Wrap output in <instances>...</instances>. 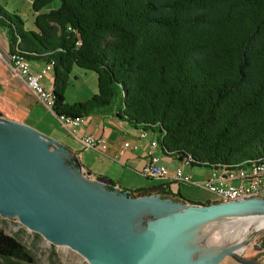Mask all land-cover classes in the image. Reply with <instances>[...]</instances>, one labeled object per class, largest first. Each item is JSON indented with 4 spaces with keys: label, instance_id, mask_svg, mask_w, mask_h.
<instances>
[{
    "label": "trees",
    "instance_id": "1",
    "mask_svg": "<svg viewBox=\"0 0 264 264\" xmlns=\"http://www.w3.org/2000/svg\"><path fill=\"white\" fill-rule=\"evenodd\" d=\"M32 12L34 31L1 13L0 29L8 55L54 63V117L114 108L190 169L264 160V0H32ZM72 66L96 74L97 93L70 106L58 80ZM128 193L169 194L159 184ZM0 264L35 263L0 229Z\"/></svg>",
    "mask_w": 264,
    "mask_h": 264
},
{
    "label": "rangeland",
    "instance_id": "2",
    "mask_svg": "<svg viewBox=\"0 0 264 264\" xmlns=\"http://www.w3.org/2000/svg\"><path fill=\"white\" fill-rule=\"evenodd\" d=\"M58 6L59 2L56 1L46 10L57 8ZM0 13L15 22L18 20L23 31H34L33 23L35 17L32 12V0H0ZM2 41L3 38L0 37V45L2 44ZM7 54V44L5 43V52L0 50V56L6 58ZM2 64V60L0 59V120H7L29 127L31 130L42 134L71 152L82 153L85 156L86 164L91 167V170L87 167V171L92 175H97L98 170L102 168V166L95 164L94 160L100 157L99 154L92 150H82L81 146L65 129L61 127L51 112L46 111L41 106H35L36 98L31 96V92L25 87V85ZM49 76L52 78L51 84H53V71L45 76V81L49 80ZM58 82L63 86L64 104L66 105L73 106L75 104H83L91 96L97 93L96 74L92 71L82 70L76 66L70 68L67 77L62 83L60 80H58ZM46 85H49V81ZM30 110H34V113L30 114ZM46 143L49 151L54 153L62 174L68 178V180H75L81 184L83 187L84 198L89 196L88 192L91 190L94 196H89V200L92 199L94 202L95 199L101 197L96 191L102 192V189H104L105 191H108V193L120 198L119 201L123 207H126L129 204H135L136 206V204L140 205V203L141 205L152 203L149 202L152 198H133L129 196L128 191H122L118 187H113L111 185L107 186L100 184L98 180L92 178L86 173V171L83 170L82 172L81 167L73 163L68 155L66 156L65 154H62L53 144L49 142ZM160 160L161 164L167 169L175 163L172 158L162 155L160 156ZM179 167H182L183 170L186 169V171H189L190 169L189 167L181 165ZM192 171L203 175L210 170L205 168H192ZM192 180L195 181L196 179L192 177ZM177 185H180L181 198L184 201L183 203L177 197H153L155 201L164 202V204L168 206L166 208L163 207V209H172V211H175L180 209L183 205H197L191 203H200L202 206H207L205 205L207 203H227L221 202L215 195L202 188L184 184ZM163 187L165 188L166 185ZM115 190H119L117 193H121L122 196L115 193ZM136 200H140V202ZM160 208L157 206H153L152 210L141 208L142 210L136 212L130 220L108 224L109 226L107 228L106 225L102 226L101 222L97 223L96 220H91V217L95 218V216L88 215L86 217L87 221L84 222L88 227V233L86 234L90 235V237L88 236L87 238L92 239V244L102 249V251L105 252H103L104 254L110 256L115 255L117 257H122L123 259L128 258V260L133 259L130 255H135L137 253H132L130 251L121 252L119 249L111 250V248L115 246L120 247L121 242L125 245L143 248L147 247L158 237L162 229L166 226L163 220L165 215L159 213ZM229 216L235 218V227L238 229V232H241L246 225L249 216L264 217V214L240 212L231 213ZM231 221H218L217 224L229 223ZM197 225L194 224L188 227L184 232ZM103 227H105V231H101ZM0 229L20 242L27 249L31 253L35 264H90L86 258L82 257L70 247L54 244L45 239L42 235L30 230L28 227L21 224L16 216H5L0 214ZM121 230L124 231L125 234H118V231ZM214 233L215 232L213 231L211 232L208 241L204 242L199 237H194L187 240L182 248H174L171 257H178V261L175 264H198L203 256L202 248L206 249V252H208L222 247H225L224 250L219 255L210 259L207 264H264V249L260 248V243L264 238V229L255 230L253 227H250L242 243L232 242L229 246H221L217 241L212 240L211 237H213ZM181 234L176 237L175 241H179ZM152 238L154 239L152 240ZM110 239H112L115 244L112 245V243H106L107 241H110ZM170 245H172L171 242L162 249L161 254H159L155 260L157 259L158 262L162 261L166 256L165 251L171 249L169 248L171 247ZM241 247L243 248L241 252H234ZM182 260L183 263L181 262Z\"/></svg>",
    "mask_w": 264,
    "mask_h": 264
},
{
    "label": "water",
    "instance_id": "3",
    "mask_svg": "<svg viewBox=\"0 0 264 264\" xmlns=\"http://www.w3.org/2000/svg\"><path fill=\"white\" fill-rule=\"evenodd\" d=\"M46 142L66 155L58 143L29 127L0 120V214L16 216L30 230L54 244L70 247L90 264H150L160 250L194 224L231 213L264 214V199L183 205L182 217L167 226L134 262L126 263L93 245L92 239L87 238L90 235L86 234L88 227L84 223L88 215H101L103 207L116 203L121 206L120 198L104 189L96 191L101 197L94 202L89 200L93 195L91 190L84 198L81 184L62 174ZM52 157L55 161H51ZM75 217L79 220L77 229L73 226Z\"/></svg>",
    "mask_w": 264,
    "mask_h": 264
},
{
    "label": "crops",
    "instance_id": "4",
    "mask_svg": "<svg viewBox=\"0 0 264 264\" xmlns=\"http://www.w3.org/2000/svg\"><path fill=\"white\" fill-rule=\"evenodd\" d=\"M0 37L3 38L2 44L0 45V50L2 52L3 51L5 52V43L7 44V40L4 32L1 29H0ZM7 53H8V45H7ZM7 57L3 58L0 56V59L2 60L3 63L2 65L6 68H8L6 64ZM43 64H44L43 62L31 63L32 71H39L43 66ZM51 79L52 78L49 76V80H48L49 85H46L48 81L44 82L45 87L49 88L50 90H52L53 88L51 84ZM30 95L35 97L32 93H30ZM35 106H41L43 108V106L37 101V99L35 100ZM29 113L33 114L34 110H30ZM114 115H115L114 108L93 112L88 117H85V123L81 125L78 129V134L80 136L90 135L94 137H101L106 143V149L104 151L92 150L98 153L100 156L94 160L95 164H99L100 166H102V168L98 170L97 175H92L90 174L89 171H87V167H89L90 170L91 167L88 164H86L85 156L82 153L71 152L68 149L64 148L63 146L61 145L60 146L63 149H65L67 155L71 158L73 163L81 167L82 170L86 171V173L89 174L92 178L98 180V182L102 185H107V186L111 185L113 187H118L122 191H136L139 189H146L148 187L157 184L162 186L166 185L164 189L165 191L169 192L168 197H172V198L177 197L183 203L184 201L181 198L180 185L174 183L163 184L158 180L144 178L140 175V170L146 162L148 140H139L138 139L139 130L133 129L126 122H122L118 120ZM150 138L154 139L155 136L149 135V139ZM124 143H129L133 146L136 145L138 148L136 150H133L132 148L124 149L123 148ZM156 154L159 157L161 156L159 148L157 149ZM179 166L180 164L175 162L173 166L168 167L167 169L168 177H172L175 169ZM184 173L190 175L191 178L194 177L196 179L195 181H201L210 177H214L218 172L209 171L208 173L202 175L201 173L192 171V169H189V171H186L185 169ZM144 197H145L144 199L152 198L151 200H149V202L152 203H147V205L143 204L142 209L144 208V209L152 210L153 206L154 207L157 206L159 208L168 207L164 204V202L161 201L157 202L154 200L153 197H161L160 194H155V195L152 194L151 196H144ZM136 206L135 204H129L126 207L123 206L121 207L116 203V205L114 204L110 207H103L104 209L101 215L95 218L91 217V220L94 219V221L96 220L97 223L101 222V225L102 226L106 225L107 228L109 226L108 224H112L120 221L126 222L127 220H130L136 212L142 210L140 209L132 213V215L130 216V211L135 209ZM104 228L105 227H103L101 231H105L106 229ZM118 234L122 235L125 233L124 231H118ZM106 243H112V245L115 244V242L112 239H110V241H107ZM147 247L143 248V247L125 245L123 242H121L120 247L115 246L111 248V250L119 249L121 252L130 251L132 253H137L135 255L133 254L130 255L131 257H133V259H129V260L128 258L123 259L122 257H118L123 261H125L126 263H132L139 257V255Z\"/></svg>",
    "mask_w": 264,
    "mask_h": 264
},
{
    "label": "built area",
    "instance_id": "5",
    "mask_svg": "<svg viewBox=\"0 0 264 264\" xmlns=\"http://www.w3.org/2000/svg\"><path fill=\"white\" fill-rule=\"evenodd\" d=\"M6 64L9 71L22 81L43 108L53 114L55 100L52 90L46 88L44 82L45 76L52 71L54 63L52 61L44 63L39 71H32L30 63L15 55H8ZM55 118L61 127L78 142L82 150L104 151L106 149V143L101 137L80 136L78 134V129L85 123V118H70L64 115L55 116ZM138 139L148 140L146 162L140 170L142 177L158 180L162 183L199 187L215 195L221 202L264 199V169L256 168L244 171L239 175L219 173L202 181H193L189 175L184 173L182 167H178L173 176L168 177L167 168L160 163V157L153 148V138L149 139L147 132L140 131ZM123 148L136 150L138 147L124 143ZM114 192L117 193L119 190Z\"/></svg>",
    "mask_w": 264,
    "mask_h": 264
},
{
    "label": "bare ground",
    "instance_id": "6",
    "mask_svg": "<svg viewBox=\"0 0 264 264\" xmlns=\"http://www.w3.org/2000/svg\"><path fill=\"white\" fill-rule=\"evenodd\" d=\"M153 148L155 149V151H157V149H158L157 141L154 139H153ZM51 161H55L53 157L51 158ZM256 168L264 169V160L254 164L252 167H249V168L244 169V170H237L236 169V171L220 172V173L239 175L240 173H243L244 171H249V170L256 169ZM142 207L143 206L140 203V205L136 206L135 209L130 211V215H132V213L140 210ZM159 213L162 215L163 214L165 215L163 220H164V223L166 224V226L162 229V231L167 226H169L170 224H172L176 220H179L182 217V213H181L180 209L172 211V209L166 210V209L160 208ZM231 220H233V221H231ZM218 221H221V222L231 221V222L224 223V224L220 223L218 225L217 224ZM93 224H94V222H93ZM197 224H196L197 226L190 228L186 232L182 233L181 236L179 237V241L176 240L177 241L176 242L174 240V241H172L173 243L171 242L172 245H170L171 247H169L171 249H168L165 251L166 256L164 257V259H162V261L158 262L157 259L155 260V258L158 257L159 254H161L162 250H160L156 254V256L153 258V260L150 262V264H172V263L175 264L178 261V257H176V258L171 257V253H172L174 248H176V247L182 248L183 244H186L187 240L194 238V237H199L204 242L208 241V237L210 236L212 231L215 232L213 237H211L212 240L217 241V243L221 246H229L232 242L242 243L245 236H246V233L248 232V229L250 227H253L255 230H263L264 229V217L249 216L248 221H247L246 225L244 226V228L241 232H238V229L235 227L236 220L233 216L217 217L211 221H205V222H201V223H197ZM73 226L76 229L79 226V220L77 219V217H75L73 219ZM154 238H152V240ZM224 248L225 247H222L220 249H215V250H211L208 252H206L207 251L206 249L202 248L203 256H202V258L198 264H207L210 259H212L216 255H219L224 250ZM177 250H179V249H177ZM242 250H243V248L241 247V248L236 249L234 252L237 253V252H241ZM179 254H180V252H179ZM181 262L183 263V260Z\"/></svg>",
    "mask_w": 264,
    "mask_h": 264
}]
</instances>
